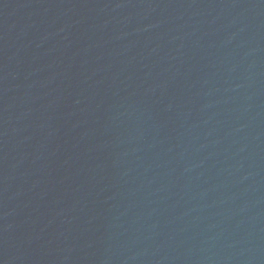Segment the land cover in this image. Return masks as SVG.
Wrapping results in <instances>:
<instances>
[{
	"label": "water",
	"instance_id": "obj_1",
	"mask_svg": "<svg viewBox=\"0 0 264 264\" xmlns=\"http://www.w3.org/2000/svg\"><path fill=\"white\" fill-rule=\"evenodd\" d=\"M0 264H264V0H0Z\"/></svg>",
	"mask_w": 264,
	"mask_h": 264
}]
</instances>
